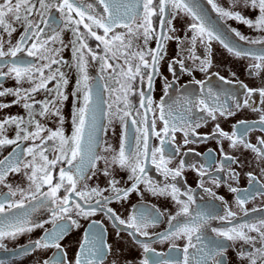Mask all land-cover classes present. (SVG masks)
Segmentation results:
<instances>
[{"label":"snow or ice","instance_id":"1","mask_svg":"<svg viewBox=\"0 0 264 264\" xmlns=\"http://www.w3.org/2000/svg\"><path fill=\"white\" fill-rule=\"evenodd\" d=\"M0 253L264 264V0H0Z\"/></svg>","mask_w":264,"mask_h":264},{"label":"flooded vegetation","instance_id":"2","mask_svg":"<svg viewBox=\"0 0 264 264\" xmlns=\"http://www.w3.org/2000/svg\"><path fill=\"white\" fill-rule=\"evenodd\" d=\"M181 24H182V22L181 23H178L177 24V27H181ZM243 30V29H242ZM222 50L221 49H219V47L217 46V58H218V60H221V59H226L225 57H221L220 56V52H221ZM230 67H234V68H236V70L238 71V73H239V76H240V79H242V80H246V77H245V75H244V69L242 68V67H236V66H233V65H230ZM165 74L167 75V72L165 71ZM198 75V78H199V74H197ZM187 79V77H184L183 78V80H182V82H184V80H186ZM246 82H248L247 80H246ZM162 93L160 92V90H159V83H157V92L155 93V95H156V98L157 99H159V96L161 95ZM12 111H16V109L14 108ZM250 116H252L253 114H249ZM225 127H227V125H225ZM208 147H215V145L214 144H212V143H210V144H208V145H206V146H204V145H202V146H200L199 148H198V150L199 151H206L207 150V148ZM188 181H189V183H191V184H193V186H194V175H189V177H188ZM246 184V180H241V186H244ZM220 192H221V194H224V190L223 189H221L220 190ZM228 199L229 200H231V196H229L228 197ZM133 202H135V197L133 198ZM155 202V201H154ZM162 203V202H161ZM169 207H170V205H169ZM249 207H251V205H249ZM39 233H37V235H38ZM24 241L22 240V241H20V243H23ZM8 246L9 247H13L14 245H13V243L12 242H8ZM0 255H2V253H0ZM133 255H135V253H133ZM29 264H31V261H29Z\"/></svg>","mask_w":264,"mask_h":264}]
</instances>
